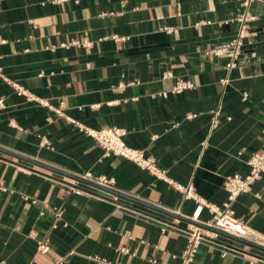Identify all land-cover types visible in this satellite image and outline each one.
<instances>
[{
	"label": "crops",
	"instance_id": "0c3cea01",
	"mask_svg": "<svg viewBox=\"0 0 264 264\" xmlns=\"http://www.w3.org/2000/svg\"><path fill=\"white\" fill-rule=\"evenodd\" d=\"M251 10L229 70V55L213 50L237 33L241 0H0V145L192 217L196 199L107 155L78 122L120 126L129 146L223 207L226 177L248 173V158L264 149V0ZM176 77L194 86L175 93ZM0 185V264L182 262L186 220L1 152ZM232 207L264 234V174ZM211 219L205 208L199 220ZM211 232L190 264H264L263 251Z\"/></svg>",
	"mask_w": 264,
	"mask_h": 264
},
{
	"label": "built area",
	"instance_id": "2783aa9c",
	"mask_svg": "<svg viewBox=\"0 0 264 264\" xmlns=\"http://www.w3.org/2000/svg\"><path fill=\"white\" fill-rule=\"evenodd\" d=\"M255 0H241L242 11L238 15L237 20L239 22V27L235 36L229 42V45L221 47L219 49H214L213 52L217 54H228L230 57L227 67L231 70L233 67L237 66V60L241 54L244 39L249 35V23L256 19V16L251 10L252 3ZM169 29V27H167ZM117 42L125 40L126 36L113 35ZM88 43V41H84ZM1 74V69H0ZM163 77H175L171 71L164 73ZM228 78L225 79V82ZM9 82L17 89L19 93H25L29 99H36L33 93L28 92L20 84L10 81ZM194 86L193 82L189 79L182 77H176L175 84L173 86V91L175 93H181ZM246 96V95H245ZM45 105H49L47 101H43ZM0 105L3 106V99H0ZM59 113L61 109H56ZM196 114L192 113L189 117H194ZM217 118L213 121V126L217 124ZM79 127L86 132L88 135L94 137L105 149L107 155L114 154L127 158L135 162L138 166L143 169L148 170L153 175L165 179L173 187L179 190L185 197H193L197 201V205L193 212L192 218L199 220L201 213L205 208H207L212 213V219L207 222L217 228L225 230L229 233L235 234L240 237L256 241L264 245V234L258 233L251 230L243 220L235 215V210L232 207L233 202L237 199L239 195L249 191L254 183H256L261 176L264 174V149H259L254 151L247 160L249 165V171L246 174L239 172L230 174L226 177L225 188L228 191V198L224 203L223 207H220L214 203L204 200L199 197L194 185V182L190 180L187 184L181 183L172 177L167 175L165 169L158 165V160L154 156H148L145 154L143 149H138L129 146L125 140L124 135L126 129L120 126H108L102 127L100 129H95L92 127L85 126L78 122ZM87 177L94 178L91 173L86 174ZM101 183L112 184L113 180L106 178H95ZM0 188L5 189L3 185ZM80 191V190H78ZM60 214V212L58 213ZM212 233L211 231L201 228L195 224L192 225L190 230L187 244L182 252V262L181 264H190L198 251L200 244L206 235ZM32 235L34 233H31ZM39 250L42 252H47L50 249V244L48 239H40L38 241ZM124 252H129V249L124 247L122 249ZM123 264V263H116Z\"/></svg>",
	"mask_w": 264,
	"mask_h": 264
},
{
	"label": "water",
	"instance_id": "95a60500",
	"mask_svg": "<svg viewBox=\"0 0 264 264\" xmlns=\"http://www.w3.org/2000/svg\"><path fill=\"white\" fill-rule=\"evenodd\" d=\"M0 152L1 153H5V154H9L11 156H14V157L20 159V160H24V161L30 162V163H32L34 165H37V166H39V167H41L43 169L48 170V171L55 172V173H58L60 175L65 176V177L71 178L73 180H76L79 183H82V184H85V185H89V186L95 187L97 189H100L102 191H105V192H108L110 194H113L115 196L121 197L123 199H127L129 201L142 204L144 206L150 207L152 209H155V210L160 211L162 213L171 215L173 217L181 218V219L186 220V221H188V222H190L192 224H195V225H197V226H199L201 228L207 229L209 231H213V232H215L217 234L226 236V237L231 238V239H233L235 241L244 243L246 245H249L251 247H254V248L259 249V250L264 252V245H262V244H260V243H258L256 241H252L250 239H247V238L240 237V236H237L235 234L229 233V232H227L225 230H222L220 228H217V227H215V226H213V225H211L209 223L193 219L190 216L188 217V216L176 213L175 211H172V210L167 209L165 207H162L160 205H156L155 203H151V202H148V201L133 197L132 195L124 193L123 191H121V190H119V189H117V188H115V187H113L111 185L101 183L100 181H98L95 178L87 177L86 175L77 174V173L62 169L60 167H56V166L51 165L49 163H46V162L40 161L38 159H35L34 157H31L30 155L19 153L17 151L8 149V148L3 147L1 145H0Z\"/></svg>",
	"mask_w": 264,
	"mask_h": 264
}]
</instances>
